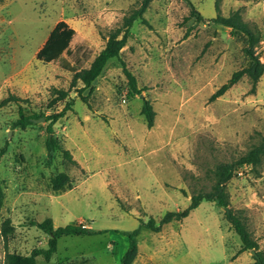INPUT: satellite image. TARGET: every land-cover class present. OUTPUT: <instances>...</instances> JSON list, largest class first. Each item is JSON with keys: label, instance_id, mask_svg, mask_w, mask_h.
Instances as JSON below:
<instances>
[{"label": "rangeland", "instance_id": "1", "mask_svg": "<svg viewBox=\"0 0 264 264\" xmlns=\"http://www.w3.org/2000/svg\"><path fill=\"white\" fill-rule=\"evenodd\" d=\"M141 0H0V264L6 252L29 254L46 247L36 223H83L101 233L61 236L49 260L36 264H121L125 232L185 208L190 195L209 190L212 169L260 142L264 133V73L250 91L243 76L221 96L210 95L246 63L244 36L212 20L239 10L258 29L256 53L264 60V0H151L134 21L120 50L140 94L131 93L122 65L109 60L91 87L70 86L73 69L87 67L105 44L103 35ZM205 19L197 21L190 6ZM68 46L54 59L49 50L67 29ZM54 88L68 90L56 100ZM85 96V99L80 97ZM154 111L147 127L142 100ZM71 109L51 123L58 148L47 162L50 120L17 123ZM68 149L76 163L63 157ZM68 174L71 188L54 191L51 180ZM229 208L243 219L264 257V156L244 165L226 184ZM172 251L159 264H247L225 211L202 201L179 222ZM5 228L7 233H5ZM10 230V231H9ZM138 264H141L139 261Z\"/></svg>", "mask_w": 264, "mask_h": 264}, {"label": "trees", "instance_id": "2", "mask_svg": "<svg viewBox=\"0 0 264 264\" xmlns=\"http://www.w3.org/2000/svg\"><path fill=\"white\" fill-rule=\"evenodd\" d=\"M151 0H141L138 7L133 8L128 14L122 17L121 23L110 29L107 34L103 35L105 38V44L100 51L94 56L92 61L87 67L81 69H73V76L70 86H75L77 82H80L81 86L78 92L81 93L85 88L91 87L92 82L100 75L106 63L117 58L121 65L124 74L127 77L128 84L131 88V93L140 94L141 89L137 88L135 76L128 70L124 60L119 56L120 50L126 44L128 38L132 36L130 31L134 21L140 20L143 24L148 25V21L143 17V13L147 9ZM219 0L215 1V9L218 11ZM191 14L197 13V21L205 19L199 14L193 6H190ZM213 21L218 22L230 29V35L234 36L236 33H241L244 36V44L242 51L246 59V63L234 70L230 77L222 83L211 95L210 100H214L221 96L227 89L233 84L238 82L243 76H247L251 88L250 91L255 90L256 83L264 73V60H261L260 55L256 53V46L261 40V33L258 29L251 27L245 20H243L240 11L234 10L230 12L228 16L217 14ZM73 33L72 29H67L63 35L55 42L53 47L49 50L46 59H54L61 53L67 46ZM57 93L56 100L65 98L68 95V90L63 88H54ZM82 99L85 96L80 94ZM7 99L0 101V107H2ZM71 102H66L64 107L48 116H45V121L50 120V124L47 126V138L45 140L46 159L50 162L58 148L57 141L53 136V130L51 123L62 117L67 109H71ZM142 113L146 119L147 127H151L154 123L155 111L151 103L143 98L142 100ZM17 123L22 126L31 123V117L23 114L21 108L19 109V118ZM264 156V133L262 134L259 143L252 145L248 150L238 155L236 158L228 161L218 162L212 169V184L209 190H201L197 193L190 195L189 204L179 210L166 211L162 217L156 221L155 218L149 217L141 224L146 228L153 231L161 230L164 223L171 220H181L186 217L189 212L196 208L202 201L214 202L218 207H227L229 205V197L226 191L227 182L236 175L238 169L244 165H256L261 162ZM63 157L72 163H76L72 158L68 149L63 150ZM51 187L54 191H64L70 189L71 181L66 173H60L54 176L51 180ZM226 218L229 221L231 227L235 233L239 236L241 241V251H250L251 249L257 250L258 244L256 240L252 238L248 231L245 222L241 217L236 215L229 208L228 212H225ZM36 225L48 235L46 247H35L29 254H18L15 252H6L3 259V264H36V257L42 256L45 260H49L57 250V241L61 236L72 234H84L92 235L101 233L102 231H94L90 227L85 226L83 223H68L64 226H54L52 219L47 217L42 221L36 223ZM10 231V230H9ZM5 228V233H7ZM139 229H133L125 232L128 236V246L121 257V264H131L138 253L137 235ZM254 264H264V257L255 252Z\"/></svg>", "mask_w": 264, "mask_h": 264}, {"label": "crops", "instance_id": "3", "mask_svg": "<svg viewBox=\"0 0 264 264\" xmlns=\"http://www.w3.org/2000/svg\"><path fill=\"white\" fill-rule=\"evenodd\" d=\"M181 220H171L164 223L159 231L147 228L148 232H145L146 236L143 237L142 243L137 239L138 253L131 264H138L139 261H141V264H159L158 259L172 251V245L175 244L177 236H179V233L172 227V223ZM240 248H238V252L234 256L230 257L231 262L239 259L243 253L248 252H239ZM254 262L255 260L247 262V264H254Z\"/></svg>", "mask_w": 264, "mask_h": 264}, {"label": "water", "instance_id": "4", "mask_svg": "<svg viewBox=\"0 0 264 264\" xmlns=\"http://www.w3.org/2000/svg\"><path fill=\"white\" fill-rule=\"evenodd\" d=\"M140 96L142 97L143 95L140 94ZM32 121L34 122H40V121H45V116H40L38 118H31ZM225 212H228V207H224L223 208ZM250 252L256 256V253H255V250L254 249H251Z\"/></svg>", "mask_w": 264, "mask_h": 264}]
</instances>
